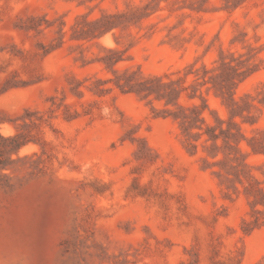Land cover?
Segmentation results:
<instances>
[{
	"label": "rangeland",
	"instance_id": "rangeland-1",
	"mask_svg": "<svg viewBox=\"0 0 264 264\" xmlns=\"http://www.w3.org/2000/svg\"><path fill=\"white\" fill-rule=\"evenodd\" d=\"M249 182L264 0H0V264H264Z\"/></svg>",
	"mask_w": 264,
	"mask_h": 264
},
{
	"label": "trees",
	"instance_id": "trees-1",
	"mask_svg": "<svg viewBox=\"0 0 264 264\" xmlns=\"http://www.w3.org/2000/svg\"><path fill=\"white\" fill-rule=\"evenodd\" d=\"M113 59V58H112ZM119 57L114 58V62H116ZM245 71H237L236 75H243ZM153 81V82H152ZM140 90L146 91L147 94L155 93L156 97L165 99L166 103H177V99L183 91H186L187 87L183 85L180 78L178 79H170L168 81H162L161 78L150 79L146 82H138L137 83ZM223 87H226L223 86ZM132 88V85L129 87ZM204 106L201 105H192L190 107V111L182 112L181 117V127L185 134H189L191 129L197 128L198 130L202 129V123L204 119L201 116V112ZM206 131V130H205ZM208 131V130H207ZM198 134H202V132H198ZM211 137H214V134H210ZM11 140L14 141L10 150H15L19 147V140L17 136L12 137ZM4 165V164H3ZM241 175H244L243 169L240 168L236 172V176L241 179ZM258 185L254 186L253 183L249 182L246 188H249L252 192H255V202L257 195H264V186H259V182H256ZM251 192V193H252Z\"/></svg>",
	"mask_w": 264,
	"mask_h": 264
}]
</instances>
